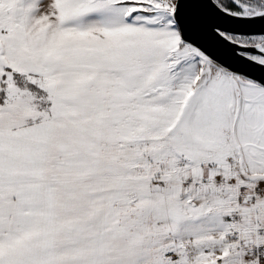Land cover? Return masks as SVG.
Segmentation results:
<instances>
[{
	"label": "snow or ice",
	"instance_id": "snow-or-ice-1",
	"mask_svg": "<svg viewBox=\"0 0 264 264\" xmlns=\"http://www.w3.org/2000/svg\"><path fill=\"white\" fill-rule=\"evenodd\" d=\"M0 264H264V0H0Z\"/></svg>",
	"mask_w": 264,
	"mask_h": 264
}]
</instances>
